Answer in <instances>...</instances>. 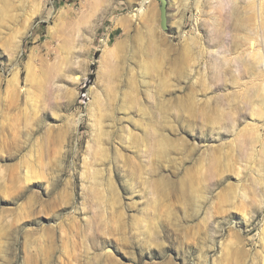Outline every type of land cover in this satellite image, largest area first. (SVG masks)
<instances>
[{
  "label": "rangeland",
  "instance_id": "374dc122",
  "mask_svg": "<svg viewBox=\"0 0 264 264\" xmlns=\"http://www.w3.org/2000/svg\"><path fill=\"white\" fill-rule=\"evenodd\" d=\"M253 1L0 0V264H264Z\"/></svg>",
  "mask_w": 264,
  "mask_h": 264
},
{
  "label": "bare ground",
  "instance_id": "6f19581e",
  "mask_svg": "<svg viewBox=\"0 0 264 264\" xmlns=\"http://www.w3.org/2000/svg\"><path fill=\"white\" fill-rule=\"evenodd\" d=\"M238 1H240V0H230V2L232 3V5H231L232 8H234V6L238 3ZM142 5H143V3H142ZM251 5H253V6H251L252 11H253V16L258 18L259 23H261L264 26V0H259L256 3L253 1ZM134 16H135V14H134Z\"/></svg>",
  "mask_w": 264,
  "mask_h": 264
},
{
  "label": "water",
  "instance_id": "95a60500",
  "mask_svg": "<svg viewBox=\"0 0 264 264\" xmlns=\"http://www.w3.org/2000/svg\"><path fill=\"white\" fill-rule=\"evenodd\" d=\"M160 1V23L162 28H167V0Z\"/></svg>",
  "mask_w": 264,
  "mask_h": 264
}]
</instances>
